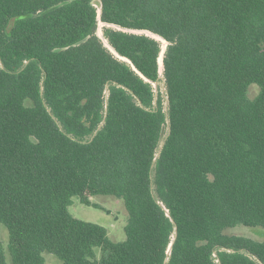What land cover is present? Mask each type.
<instances>
[{
  "label": "trees",
  "instance_id": "trees-1",
  "mask_svg": "<svg viewBox=\"0 0 264 264\" xmlns=\"http://www.w3.org/2000/svg\"><path fill=\"white\" fill-rule=\"evenodd\" d=\"M94 1L0 0V264H264V0Z\"/></svg>",
  "mask_w": 264,
  "mask_h": 264
},
{
  "label": "rangeland",
  "instance_id": "rangeland-1",
  "mask_svg": "<svg viewBox=\"0 0 264 264\" xmlns=\"http://www.w3.org/2000/svg\"><path fill=\"white\" fill-rule=\"evenodd\" d=\"M104 26L100 24L98 35L102 38ZM165 44V43H164ZM258 88L251 90L254 97ZM70 213L74 218L82 221L95 223L108 230L109 238L113 242H124L126 240V226L128 225L129 215L125 208L124 201L120 198L98 196L91 199V206L83 204L79 198H73ZM229 235L245 236L255 240H264V229L237 227L227 231ZM101 255H99L100 257ZM47 264H61V261L51 255H45Z\"/></svg>",
  "mask_w": 264,
  "mask_h": 264
},
{
  "label": "water",
  "instance_id": "water-1",
  "mask_svg": "<svg viewBox=\"0 0 264 264\" xmlns=\"http://www.w3.org/2000/svg\"><path fill=\"white\" fill-rule=\"evenodd\" d=\"M94 6L97 7L98 10H99V20H100V17H101V9H102V3H101L99 0H95V1H94ZM100 24H102L104 27L107 26V25H105L104 23H102L101 20H100V22H99V27H100ZM109 27H114L115 29H117V30H119V31H123V32H127V33H132V34H137V35H147V36H149V37H151V38H153V39H155V40H157V41L162 42V52H161V54H160V57H159L158 63H159V79L162 80V81H164V56H165V52H166V49H167V43L165 42V40H163V39L160 38L159 36H156V35H154V34H152V33H150V32H145V31H129V30H124V29L119 28V27H116V26H109ZM98 30H99V28H98ZM98 36H99V35H98ZM99 37H100V36H99ZM100 39L103 41L105 47L108 48V49L111 51V53H113L117 58H119V59H121L122 61H125V62H127V63H129V64H131V62H130L128 59L119 56V55L117 54V52H115V50L110 46L109 42L105 39V37H104V33H103L102 38L100 37ZM164 43H165V44H164ZM133 68H134V66H133ZM134 70L137 72V70H136L135 68H134ZM137 73H138V72H137ZM147 81H148V80H147ZM151 83H152L153 87L155 88V93H156V95H157V94L159 93V83H158V82H151ZM102 125H103V124H102ZM164 210L166 211V214H167L168 216H170V212H169V210H167L165 207H164ZM173 244H174V243H171V245H170V247H169V250H168V253H167L168 256H170L171 253H172ZM168 260H169V257H168V259L166 260V263L168 262ZM217 262L219 263V261H217Z\"/></svg>",
  "mask_w": 264,
  "mask_h": 264
}]
</instances>
